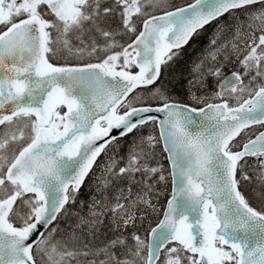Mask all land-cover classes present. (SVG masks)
<instances>
[{
  "label": "snow or ice",
  "instance_id": "snow-or-ice-1",
  "mask_svg": "<svg viewBox=\"0 0 264 264\" xmlns=\"http://www.w3.org/2000/svg\"><path fill=\"white\" fill-rule=\"evenodd\" d=\"M0 264H264V0H0Z\"/></svg>",
  "mask_w": 264,
  "mask_h": 264
},
{
  "label": "trees",
  "instance_id": "trees-1",
  "mask_svg": "<svg viewBox=\"0 0 264 264\" xmlns=\"http://www.w3.org/2000/svg\"><path fill=\"white\" fill-rule=\"evenodd\" d=\"M175 2L177 4H183L186 2V0H175ZM200 45H197L196 48H199ZM195 51V49H190L189 50V56L192 55V53ZM190 63V62H189ZM189 63H185L184 65H182L183 69L186 71L187 68L189 67ZM99 174V173H97ZM88 181H86V185H87ZM81 198L84 199V200H87L89 198V189L87 186L83 187L82 188V193H81Z\"/></svg>",
  "mask_w": 264,
  "mask_h": 264
}]
</instances>
